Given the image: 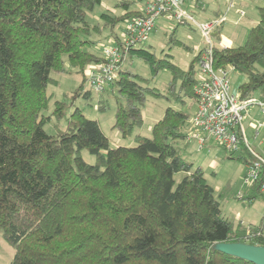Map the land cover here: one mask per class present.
Listing matches in <instances>:
<instances>
[{
	"label": "trees",
	"instance_id": "trees-1",
	"mask_svg": "<svg viewBox=\"0 0 264 264\" xmlns=\"http://www.w3.org/2000/svg\"><path fill=\"white\" fill-rule=\"evenodd\" d=\"M100 2L0 0V229L14 247L9 264H256L219 248L243 242L244 230L223 215L205 172L185 156L189 115L182 106L193 94L199 50L182 67L145 41L121 46L122 65L104 91L115 104L112 126L123 137L132 134L144 121L149 95L176 102L153 122L151 135L135 132L131 145L113 146L80 107L67 112L71 101L51 102L52 72L81 74L71 97L89 100L94 93L85 69L104 59L97 45L106 39L121 45L125 21L139 14L130 9L134 1L117 2L121 13H99L108 34L93 38L100 27L86 13ZM258 15L242 44L215 42L213 56L216 67L244 74L240 97L257 91L264 100V2ZM174 23L172 32L183 24ZM133 55L147 63L149 76L125 65ZM161 69L171 74L165 93L148 84ZM103 93L94 94L101 111L109 99ZM51 122L53 133L45 129ZM257 196L256 186L244 194Z\"/></svg>",
	"mask_w": 264,
	"mask_h": 264
},
{
	"label": "rangeland",
	"instance_id": "rangeland-1",
	"mask_svg": "<svg viewBox=\"0 0 264 264\" xmlns=\"http://www.w3.org/2000/svg\"><path fill=\"white\" fill-rule=\"evenodd\" d=\"M119 1L121 0H101L93 9L87 11V20L92 24H98L100 27V31L92 33L93 38H103L108 34L109 29L104 26V22L99 18V13L106 10V5L107 8L113 9L115 4ZM207 1L210 9L217 7L216 2L219 3L221 9L225 8L223 6V0ZM247 2L249 3L248 8H246L247 15L240 17L234 13H230L228 15V20L224 24V29L218 31L216 35L213 34L214 42L217 43L219 40H224V36L229 37L236 44H242L245 41L248 28L251 25H255L258 21V7L263 4L264 0H247ZM103 5H105V8H103ZM114 9L117 13L121 11L119 7ZM187 10L195 13V10H191L190 8ZM194 15L197 19H201L199 14ZM162 20L163 19L157 20V29L150 33L149 38L144 42V46L153 50L156 55H161L166 52L171 53L173 55L171 57L173 62L178 63L182 67H187L190 60L197 52L195 46L203 45L198 29L192 23H185L178 24L177 28L172 32V28H161ZM174 38L180 40L182 44L175 42ZM183 44H185L186 47H184ZM125 65L143 76L150 75L147 63L140 57L134 55L131 57L128 56ZM51 75L56 78V82L49 84L47 88V91L53 94L51 102L53 99L71 101L70 105L67 107V112H69L73 106L80 107L87 117L98 121L102 131L110 139L113 146L117 144H133V135L137 131L144 135H151L150 127L155 120L162 116L164 108L167 105H176L172 96L167 98L165 96L149 95L143 108L144 121L142 125L135 129L132 134L123 137L119 131L112 126L115 104L113 99L108 97L109 95L107 93L104 92L101 95L102 98H109L106 109L101 111L96 108L97 96L94 94L89 100L82 96L71 97L73 90L82 80L81 74L75 72L57 74L52 72ZM170 77L171 74L167 69H161L154 78L148 81V84L150 86H156L160 92L165 93V87ZM244 79V74L236 71L230 72L232 93H238V86ZM85 85L88 86V83L86 82ZM252 97L259 98L258 92H254ZM182 109L190 113L191 108H188L187 104H185L182 106ZM248 112L249 114L244 115L242 123L249 142L256 147V143L253 141V131L250 127V122L259 120L264 124V114L260 112V108L257 104L250 105L248 107ZM56 122L59 127H63L65 125V117L63 116ZM45 129L47 132L53 133V122L46 124ZM186 131L189 135V144L185 151V156L193 161L194 166H199L205 172L207 182L214 189V194L220 203L223 215L234 221V216L239 213L242 219L252 224H257L263 212V201L260 196H257L251 201L244 197L247 191L246 185L243 182L245 162L243 158L241 159L238 157L241 156L247 159L248 154H246L242 148H239L233 153L235 158H232L229 156V152L213 138H207L205 144L201 146L198 140L191 136V129L188 123L186 125ZM258 141H261L262 147H264V126L261 128L256 142ZM82 155L87 161H94V157L87 150H83ZM177 177L179 178V175H177ZM13 255L14 247L4 239L0 229V264H9Z\"/></svg>",
	"mask_w": 264,
	"mask_h": 264
},
{
	"label": "built area",
	"instance_id": "built-area-1",
	"mask_svg": "<svg viewBox=\"0 0 264 264\" xmlns=\"http://www.w3.org/2000/svg\"><path fill=\"white\" fill-rule=\"evenodd\" d=\"M244 0H228L227 7L239 5ZM185 0H149L142 12L133 15L125 21L122 44L117 45L107 42L101 46L103 60L97 64L88 65L85 76L89 88L95 95H100L117 76L122 65L123 57L121 46L144 42L154 30L158 18L164 17L169 21L179 23H192L199 31L203 46L199 49V69L193 94L187 97L188 124L191 136L203 146L207 138H213L229 154L242 148L248 158L245 160V175L243 182L247 188L256 186L258 194L263 201V212L257 224L246 222L237 218V223L243 228L241 238L244 243L264 246L255 242H264V147L262 142H256L263 122L256 120L250 122L253 131L251 144L245 135L243 118L249 114L248 107L257 104L260 112L264 114V100L256 97H240V94L231 92L230 72L233 67L225 68L214 65L213 34L226 20V14L212 18L197 19L187 10ZM240 14L243 10L238 8ZM242 196V195H241ZM240 196V197H241ZM236 233H229V238H234Z\"/></svg>",
	"mask_w": 264,
	"mask_h": 264
},
{
	"label": "crops",
	"instance_id": "crops-1",
	"mask_svg": "<svg viewBox=\"0 0 264 264\" xmlns=\"http://www.w3.org/2000/svg\"><path fill=\"white\" fill-rule=\"evenodd\" d=\"M149 0H135L133 4H131L130 6V9L131 10H135L136 14L137 13H140L142 12L144 6L147 4ZM227 3H228V0H223V6L225 7L224 9H221L219 7V3L216 2V6L217 7H214L213 9L209 8L208 7V1L207 0H185V7L190 8L191 10H195V13L193 14H199V16H201V19H204V18H212V17H215V16H218V14H223L225 13L226 14V20L223 22V24L219 27V31L223 30L224 29V24L225 22L228 20V15L230 13H234L240 17H244L247 15V11H246V8H248L249 6V3L247 2V0H244L243 2H241L239 5L237 6H234V7H231V8H228L227 7ZM105 8V5H103ZM240 7L241 10H243L244 14H240L238 12V8ZM259 8V7H258ZM106 10H112L113 12H116L115 9H111V8H107V5H106ZM122 11H120L119 13H121ZM192 13V12H191ZM195 16V15H194ZM159 20L160 19H163L161 21V28H164V29H168V28H173L175 23L174 21H169L167 19H165L164 17H160L158 18ZM158 26V22H156V26H155V29H157L156 27ZM253 26V25H251ZM250 26V27H251ZM249 27V28H250ZM248 28V30H249ZM155 31V30H154ZM248 32V31H247ZM247 35V33H246ZM201 39V38H200ZM107 42H112L111 39H106L104 41H101L98 45H97V48H101V46ZM216 44H218L219 46H222V47H231V46H236V45H240V44H236L233 40H231L229 37H226L224 36V40H219V42H217ZM152 46V45H151ZM203 46V45H202ZM201 45L200 46H195V49L198 50L202 47ZM186 129V128H185ZM189 136V135H188ZM194 138V137H193ZM195 139V138H194ZM189 141V140H188ZM189 144V143H188ZM119 145V144H117ZM246 189H248L246 187ZM243 198V197H242ZM249 200V199H248ZM253 200V199H252ZM251 201V200H249ZM226 217V216H225ZM237 218H241L240 214L237 213L235 216H234V221L237 222ZM244 220V219H242ZM246 221V220H244ZM247 222V221H246ZM249 222V221H248ZM250 223V222H249Z\"/></svg>",
	"mask_w": 264,
	"mask_h": 264
},
{
	"label": "water",
	"instance_id": "water-1",
	"mask_svg": "<svg viewBox=\"0 0 264 264\" xmlns=\"http://www.w3.org/2000/svg\"><path fill=\"white\" fill-rule=\"evenodd\" d=\"M219 248L228 254H233L256 264H264V246L244 242H221Z\"/></svg>",
	"mask_w": 264,
	"mask_h": 264
}]
</instances>
